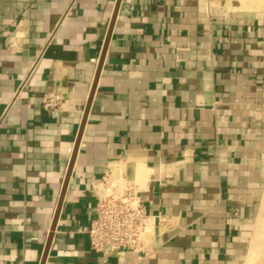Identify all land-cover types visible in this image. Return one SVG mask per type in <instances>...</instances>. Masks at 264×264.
<instances>
[{"label":"crops","instance_id":"crops-1","mask_svg":"<svg viewBox=\"0 0 264 264\" xmlns=\"http://www.w3.org/2000/svg\"><path fill=\"white\" fill-rule=\"evenodd\" d=\"M47 93L61 109L44 108ZM1 120L0 264L264 257V10L0 0ZM106 175L136 187L153 224L147 255L91 250L93 183Z\"/></svg>","mask_w":264,"mask_h":264},{"label":"built area","instance_id":"built-area-1","mask_svg":"<svg viewBox=\"0 0 264 264\" xmlns=\"http://www.w3.org/2000/svg\"><path fill=\"white\" fill-rule=\"evenodd\" d=\"M42 102L45 109L59 110L64 98L60 93H47ZM113 182L110 175H106L100 182L93 183L97 202L95 217L88 230L90 248L104 258L124 253L147 255L152 249L151 219L131 182L124 181L122 186Z\"/></svg>","mask_w":264,"mask_h":264},{"label":"water","instance_id":"water-1","mask_svg":"<svg viewBox=\"0 0 264 264\" xmlns=\"http://www.w3.org/2000/svg\"><path fill=\"white\" fill-rule=\"evenodd\" d=\"M89 106H90V105H88V107H87V110H86V113H85V117H84V119H83V123H82V126H81L80 134H79V137H78V139H77L76 148H75V151H74L73 156H72V160H71V163H70V168H69V171H68V174H67V179H66V182H65V185H64V189H63V192H62V195H61V199H60V203H59V206H58V210H57L56 218H57L58 213H59L60 208H61V204H62V201H63V197H64V192H65V188H66L67 180L69 179V177H70V175H71V171H72V168H73V164H74V160H75V156H76L77 148H78V145H79V142H80V136H81V133H82L83 128H84V125H85V121H86V117H87V114H88ZM56 218H55V221H54V223H53L52 231H53L54 228H55ZM52 238H53V234L51 233V235L49 236V239H48L47 245H46V249H45V253H44V260H43V262L45 261V259H46V257H47V254H48V252H49L50 245H51V242H52ZM42 264H43V263H42Z\"/></svg>","mask_w":264,"mask_h":264},{"label":"bare ground","instance_id":"bare-ground-1","mask_svg":"<svg viewBox=\"0 0 264 264\" xmlns=\"http://www.w3.org/2000/svg\"><path fill=\"white\" fill-rule=\"evenodd\" d=\"M242 5L246 10H264V0H242ZM114 185H118L117 182Z\"/></svg>","mask_w":264,"mask_h":264},{"label":"rangeland","instance_id":"rangeland-1","mask_svg":"<svg viewBox=\"0 0 264 264\" xmlns=\"http://www.w3.org/2000/svg\"><path fill=\"white\" fill-rule=\"evenodd\" d=\"M242 1V0H241ZM119 186H122L123 185V181H121L120 183H117ZM250 264V263H249ZM255 264H264V257H259L257 260H256V263Z\"/></svg>","mask_w":264,"mask_h":264}]
</instances>
